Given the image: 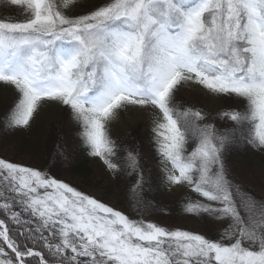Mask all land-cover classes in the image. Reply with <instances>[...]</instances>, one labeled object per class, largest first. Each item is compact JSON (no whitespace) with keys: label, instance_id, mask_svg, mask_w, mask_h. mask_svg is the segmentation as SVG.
I'll use <instances>...</instances> for the list:
<instances>
[{"label":"snow or ice","instance_id":"1","mask_svg":"<svg viewBox=\"0 0 264 264\" xmlns=\"http://www.w3.org/2000/svg\"><path fill=\"white\" fill-rule=\"evenodd\" d=\"M0 87L8 132L64 114L43 165L0 158V264H264V0H0ZM79 154L126 207L59 178Z\"/></svg>","mask_w":264,"mask_h":264},{"label":"rangeland","instance_id":"2","mask_svg":"<svg viewBox=\"0 0 264 264\" xmlns=\"http://www.w3.org/2000/svg\"><path fill=\"white\" fill-rule=\"evenodd\" d=\"M15 102L16 97L13 90L0 87V122L5 114L14 106ZM181 102L189 105L195 104L197 107H204L212 111L215 110L213 102L202 95H188ZM60 131H64V114L55 108L45 107L30 129L18 132L4 130L3 135L0 137V157L14 159L26 165L41 166L42 162L40 163V161L43 160L42 155L45 153L51 154V148H53L52 145L47 146L48 148L46 147L48 145L47 135H53ZM86 158L90 172L89 176L84 178L64 174L60 175L59 178L65 182H71L74 186H79L86 191L95 192L97 195L103 196L111 204L124 208L125 206L118 199V184H113L110 181L99 162L87 156ZM245 163L248 168L254 169L251 183L258 186L260 183V168L262 164L260 158L254 157L245 161ZM157 196L163 203L169 205L170 210H176L174 204L166 197ZM163 219L168 220L167 218ZM182 222L183 218L174 220L176 224H181Z\"/></svg>","mask_w":264,"mask_h":264},{"label":"trees","instance_id":"3","mask_svg":"<svg viewBox=\"0 0 264 264\" xmlns=\"http://www.w3.org/2000/svg\"><path fill=\"white\" fill-rule=\"evenodd\" d=\"M5 117V116H4ZM3 120L4 118L1 119V122H0V137L3 135L4 133V125H3ZM58 133H63L62 131L58 132ZM53 134V135H47V142H48V145L47 146H51L53 148H51V153L53 152L55 146H56V141H57V134ZM51 142V144L49 145V143ZM53 142V143H52ZM48 148V147H47ZM49 153H45L42 155V159L40 161L41 165H43L45 163V161L48 159L49 157ZM1 158V157H0ZM88 162H87V158H86V155L84 154H79L76 156L74 162H73V165L71 167H68V168H60L57 172V175L60 176V175H66L68 174L69 176H77V177H87L89 176V169H88ZM117 194H118V199L119 201L126 207L127 206V200H126V197H129L131 194L126 192V190L121 187L120 184H118L117 186ZM158 199V196L156 197ZM176 210H170V207L168 208V213L167 214H162V218H167L169 219V215L170 214H173L175 213ZM180 217H175V219H179ZM174 219V220H175Z\"/></svg>","mask_w":264,"mask_h":264}]
</instances>
